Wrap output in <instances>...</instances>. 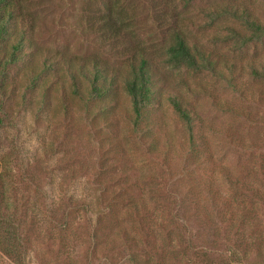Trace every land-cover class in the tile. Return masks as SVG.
<instances>
[{"label":"rangeland","instance_id":"rangeland-1","mask_svg":"<svg viewBox=\"0 0 264 264\" xmlns=\"http://www.w3.org/2000/svg\"><path fill=\"white\" fill-rule=\"evenodd\" d=\"M187 1L20 0L26 19L6 49L24 35L25 48L0 96V264H264V78L252 74L264 69V41L212 42L229 28L251 33L210 18L232 8L264 25V0ZM111 13L127 26L115 41L96 29ZM175 29L216 75L167 62ZM56 55L117 71V103L75 98L62 67L46 107ZM143 58L158 100L135 130L123 79ZM173 97L197 119L194 142Z\"/></svg>","mask_w":264,"mask_h":264},{"label":"trees","instance_id":"trees-1","mask_svg":"<svg viewBox=\"0 0 264 264\" xmlns=\"http://www.w3.org/2000/svg\"><path fill=\"white\" fill-rule=\"evenodd\" d=\"M189 1L191 0L187 2ZM225 16L241 22L251 34L244 35L234 28H229V34L226 37H214L212 42L234 41L236 48L241 50L249 43L264 41V25L249 11L238 12L232 8H225L220 13H212L210 18L215 21ZM24 19H26V13L20 0H0V96L3 97L7 96L8 92V85L6 83L7 71L10 65H15L21 60L18 57V52L21 53L25 48V35L23 34L24 36L19 39L17 44H11V51L9 53L6 49V41L9 40L8 37L11 35V29L23 22L22 20ZM97 23L96 29H98L99 33L102 36L105 35V38H109L110 40L115 41L119 38H124L127 33V26L115 19L112 13L107 16V20H100ZM173 39V43L167 50V62L170 65L173 67L186 66L188 69L198 72L205 70L216 75V63L211 60L210 56L206 55L202 47L197 45L191 46L185 33L179 29H175ZM1 53H4L6 58H3ZM56 57L57 59L47 57L46 60V88L44 93L46 107L50 105V95L52 93L57 95L58 92V89H55L53 86L55 82L49 81L48 78L51 76L55 77L56 75L50 74L56 73L57 70L59 73V69L62 67L69 72L71 94L75 98L85 102L87 105L97 101L100 103L107 101L113 107L117 103L115 95L119 78L117 71L109 70L107 65L105 66L99 62L95 63L89 59H77V61H74L64 56L60 57L56 55ZM129 68V73L123 79V85L132 103L133 114L135 115L133 126L136 130L140 128V124L150 118L152 108L156 105L158 99L147 59L143 58L139 63L130 62ZM45 72L32 78L29 84L30 89L26 91V98L29 91L36 90L40 86L41 76ZM252 74L255 78H264V69L262 72L253 70ZM171 104L185 124L190 140L194 142L197 133L196 117L183 106L179 98L173 97ZM150 131L151 127H146L141 136L146 138ZM149 146L156 147V142L151 141ZM6 187L0 183V208L7 201Z\"/></svg>","mask_w":264,"mask_h":264}]
</instances>
